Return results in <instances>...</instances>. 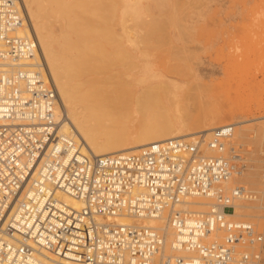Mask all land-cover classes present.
<instances>
[{
    "label": "built area",
    "instance_id": "2783aa9c",
    "mask_svg": "<svg viewBox=\"0 0 264 264\" xmlns=\"http://www.w3.org/2000/svg\"><path fill=\"white\" fill-rule=\"evenodd\" d=\"M18 0H0V264H251L264 237L252 223L231 218L235 125L187 140L168 138L134 151L85 153L61 131L58 94L42 61L25 63L35 42L16 35ZM232 153V154H231ZM81 201L74 209L57 197ZM247 199L243 188L233 191ZM190 196L208 209L183 207ZM230 209V210H227ZM165 216L173 254L162 230L120 224ZM182 250L185 256L176 255Z\"/></svg>",
    "mask_w": 264,
    "mask_h": 264
},
{
    "label": "rangeland",
    "instance_id": "374dc122",
    "mask_svg": "<svg viewBox=\"0 0 264 264\" xmlns=\"http://www.w3.org/2000/svg\"><path fill=\"white\" fill-rule=\"evenodd\" d=\"M48 1L41 0L38 13L57 37L56 48L66 39L84 41L85 53L92 47L95 69L91 63L80 71L86 87L130 84L122 102L91 104L93 119L121 122L137 134L152 121L150 115L164 120L159 111L178 122L215 107L238 122L230 144L236 163L227 187L243 188L256 199H243L248 206L234 208L230 216L252 223L264 237V0ZM195 74L203 85L196 84ZM163 78L178 87H151ZM166 233L170 244L174 234ZM243 249H259V260L251 264H264V241Z\"/></svg>",
    "mask_w": 264,
    "mask_h": 264
},
{
    "label": "bare ground",
    "instance_id": "6f19581e",
    "mask_svg": "<svg viewBox=\"0 0 264 264\" xmlns=\"http://www.w3.org/2000/svg\"><path fill=\"white\" fill-rule=\"evenodd\" d=\"M50 1L52 0H49L48 3ZM18 2L23 14V23L20 27L16 28L15 34L26 35L32 38L33 41L35 42V50L33 55L30 56L29 58H26L24 62L39 63V60L42 61L46 77L49 79L51 83H53L58 94V106L56 112L58 116L62 114L64 117V120H62V124H61V131L63 133L72 135V137L77 142H79L78 144L81 151L85 153H92L95 155H106L120 151L123 152L134 151L143 145L156 141H162L168 138L183 137L187 140H190L193 139L198 134L202 137L203 136L208 137L210 131L216 127L226 124H233V125L238 124V122L228 121V119L224 115L222 116L219 115L222 114L221 109L215 107L203 108L202 111L197 115L192 116L186 120L181 119L178 122H174L170 118L165 119L166 115L164 116V112L159 111L158 116L159 117L163 116L164 120L158 119L157 114L150 115V119H152V121L146 123L137 134L129 126L122 124L121 122H116L112 120L99 121L93 119L89 111L92 105L98 104V106H104L111 103L114 104L115 102L116 103L122 102L127 94L126 91H131L130 84L127 83L128 85L127 84L125 85L127 88L124 87L123 84L122 85L124 88L121 87V85H118V87L117 86L111 87V85L110 86L101 85L100 87L99 85L95 87H89V86L86 87L85 84L87 78L85 80L82 79L81 76L85 73L84 70L87 71V69L83 67L92 63L90 61L91 58L94 59V56L92 54H89L90 49L92 47L89 49L90 46H87L86 44L87 46L86 48L88 49L87 50L88 54H87L85 53L84 50L82 51V49H85L83 47L85 45L80 46V44L85 43L84 41L83 42L82 40L76 41V39L75 41H72L70 39H68L69 41H67L66 39L65 41L62 40L60 42L59 45L60 47L59 49H57L54 43L57 37L53 35L52 29L48 27L49 25L46 26L47 23L46 24L43 23V21L46 22L47 19L45 17L43 18L40 17L41 13L40 12L38 13L39 9L43 6L42 4L41 5L39 4L41 3V0L39 1L18 0ZM41 18L42 19L45 18V19L41 20ZM88 55H92V56H88ZM93 63L91 64V66L92 69L94 70L95 67H93ZM89 66L90 65H88V67ZM80 71H84L83 74H81ZM78 74L82 79L81 81V83L83 82L82 85H79L80 82L76 81L78 80V78H76L75 80V77L76 76L78 77ZM114 75H112V78ZM108 76L109 75H107L106 77ZM193 79L197 85L201 86L204 84V80L200 74H195ZM99 80H103V79L101 78ZM76 83L78 84L79 88L76 86L77 85ZM167 85H171L173 88L178 87L175 82L166 81L165 78H163L160 81V83H158L157 85L155 84L151 85V87L154 86L153 88H160V87H165ZM83 86H85V88L88 89L81 90L80 88H82ZM175 96L176 95H174V97ZM56 195L58 198L63 200L65 203H67L74 209H80L82 206L81 201L67 195L66 193L57 192ZM252 195L251 194L248 195L247 198L256 199ZM200 197L206 198L208 199V201L203 200V198L201 200ZM228 199H229L228 202L233 204L234 208L239 209L243 206H248V203L247 204L243 203L242 200L244 198H237V196H235V194L230 190H229ZM210 202L211 199L205 196H190L186 198L183 207L196 211H205V207L206 206L208 207ZM203 205H205V207L202 209ZM230 215H232V213ZM113 220L116 223H120V224L145 225L152 228H156L158 230H162L163 235L165 236L164 253L166 255L173 254V251L171 250L172 248L171 245L174 242V235L170 240V244H166L167 243L166 230L171 232L172 234H174V231L171 225H169L167 219H165L164 215L157 218L156 217L131 218L126 215H120L115 217ZM175 254L179 256L186 255V253L182 250L176 251ZM67 264H76V263L67 262Z\"/></svg>",
    "mask_w": 264,
    "mask_h": 264
}]
</instances>
